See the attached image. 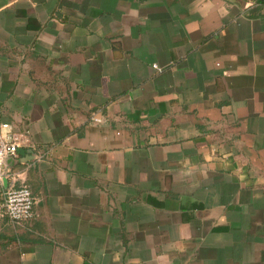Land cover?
<instances>
[{
    "label": "crops",
    "instance_id": "1",
    "mask_svg": "<svg viewBox=\"0 0 264 264\" xmlns=\"http://www.w3.org/2000/svg\"><path fill=\"white\" fill-rule=\"evenodd\" d=\"M0 123V264H264V0H0Z\"/></svg>",
    "mask_w": 264,
    "mask_h": 264
},
{
    "label": "built area",
    "instance_id": "2",
    "mask_svg": "<svg viewBox=\"0 0 264 264\" xmlns=\"http://www.w3.org/2000/svg\"><path fill=\"white\" fill-rule=\"evenodd\" d=\"M19 146L14 140L12 126L0 123V183L6 178L5 164L9 158L16 157ZM36 200L27 186H11L5 192L3 214L17 226L31 222L35 213Z\"/></svg>",
    "mask_w": 264,
    "mask_h": 264
}]
</instances>
